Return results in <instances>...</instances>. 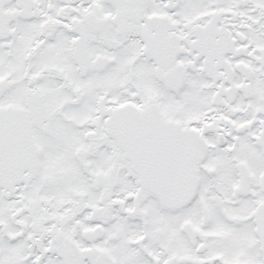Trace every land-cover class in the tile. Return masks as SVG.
Listing matches in <instances>:
<instances>
[{"label":"snow or ice","instance_id":"1","mask_svg":"<svg viewBox=\"0 0 264 264\" xmlns=\"http://www.w3.org/2000/svg\"><path fill=\"white\" fill-rule=\"evenodd\" d=\"M0 264H264V0H0Z\"/></svg>","mask_w":264,"mask_h":264}]
</instances>
